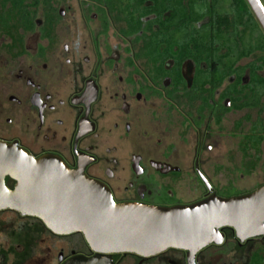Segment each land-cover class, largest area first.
<instances>
[{
	"label": "flooded vegetation",
	"instance_id": "af4514ba",
	"mask_svg": "<svg viewBox=\"0 0 264 264\" xmlns=\"http://www.w3.org/2000/svg\"><path fill=\"white\" fill-rule=\"evenodd\" d=\"M208 24L207 15L196 28ZM187 34L175 10L155 0H0V142L35 159H61L107 187L117 204L169 208L236 197L228 192L237 175L256 171L264 142L259 154L258 109L237 110L224 94L264 70L247 67L253 53L214 89L210 50L196 46L200 35ZM232 113L243 115L225 128ZM183 182L198 196L191 202L180 197ZM218 233L193 258L173 248L98 253L81 233L57 234L36 217L3 209L0 264H264V235Z\"/></svg>",
	"mask_w": 264,
	"mask_h": 264
},
{
	"label": "water",
	"instance_id": "95a60500",
	"mask_svg": "<svg viewBox=\"0 0 264 264\" xmlns=\"http://www.w3.org/2000/svg\"><path fill=\"white\" fill-rule=\"evenodd\" d=\"M264 33V5L245 0ZM15 181L11 190L6 178ZM204 183L210 189L209 183ZM40 219L57 234L81 233L98 253L155 255L166 249L189 257L232 228L240 239L264 235V186L245 195L169 208L117 204L103 184L76 173L52 156L35 159L17 145L0 142V210ZM73 264H99L77 260Z\"/></svg>",
	"mask_w": 264,
	"mask_h": 264
},
{
	"label": "trees",
	"instance_id": "16d2710c",
	"mask_svg": "<svg viewBox=\"0 0 264 264\" xmlns=\"http://www.w3.org/2000/svg\"><path fill=\"white\" fill-rule=\"evenodd\" d=\"M155 1L163 6V11L171 7L175 10L180 32L188 33L189 38L192 31L200 35L195 37L197 47L209 48L208 54L214 67L212 78L216 80L214 89L222 86L225 78L234 73L232 66L236 62L253 53H258V57L247 67L252 68V72L264 70V33L245 0H188L187 6H184L183 0H177V3L175 0ZM261 2L264 5V1ZM207 15L209 24L205 27L206 34H202L200 31L205 30L196 28V25ZM187 16L192 19L187 20ZM185 46L188 50L187 43ZM223 50L226 52L221 54ZM232 88L233 86L229 87L224 96L233 101V108L259 111V123L253 127L255 131L258 129L255 134H258V151L261 154L264 142V78L252 74L250 84L240 92ZM247 120H250V116ZM255 169L256 167L248 168L247 174ZM244 193L231 188L228 195L238 196Z\"/></svg>",
	"mask_w": 264,
	"mask_h": 264
},
{
	"label": "rangeland",
	"instance_id": "374dc122",
	"mask_svg": "<svg viewBox=\"0 0 264 264\" xmlns=\"http://www.w3.org/2000/svg\"><path fill=\"white\" fill-rule=\"evenodd\" d=\"M261 77H264V71L262 72ZM242 115L243 113L229 114L228 119L224 124V127L229 128L231 126L232 121L234 119L239 118ZM229 146L230 145H227L226 148H228ZM214 182L216 183L217 179H214ZM225 183L226 180H223L221 184H225ZM263 184H264V152L262 153V162L260 163L256 171L251 176L244 175L243 178L241 179H240V174L237 175L234 187L240 191H248V190H253L256 186H261ZM180 197L185 202H191L198 196L194 195L193 191H191V188L189 187V184L183 182L180 184Z\"/></svg>",
	"mask_w": 264,
	"mask_h": 264
}]
</instances>
